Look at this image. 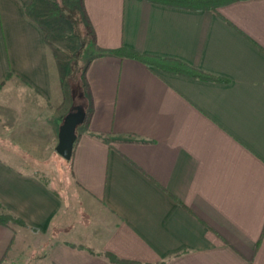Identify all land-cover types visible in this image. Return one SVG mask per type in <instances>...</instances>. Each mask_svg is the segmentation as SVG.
<instances>
[{
  "label": "crops",
  "instance_id": "crops-1",
  "mask_svg": "<svg viewBox=\"0 0 264 264\" xmlns=\"http://www.w3.org/2000/svg\"><path fill=\"white\" fill-rule=\"evenodd\" d=\"M51 1L0 0V138L13 145L0 144V213L26 223L0 224V264L19 233L47 240L41 264H264V0L218 11L84 0L95 55L77 100L49 50L62 19ZM76 105L79 216L29 161L58 154Z\"/></svg>",
  "mask_w": 264,
  "mask_h": 264
},
{
  "label": "rangeland",
  "instance_id": "rangeland-1",
  "mask_svg": "<svg viewBox=\"0 0 264 264\" xmlns=\"http://www.w3.org/2000/svg\"><path fill=\"white\" fill-rule=\"evenodd\" d=\"M51 3L50 10L54 5L58 7L60 11L57 17L62 19L55 20L54 23L57 24L51 27L49 50L51 56L58 59L54 62V66L62 69L70 95L74 93L77 100V92L85 90L87 94L85 73L89 61L95 55V38L89 28L81 0H52ZM5 140L9 139L0 138L2 146H13L8 145V141ZM29 161L38 166L42 178L52 183L68 201V208L79 216V199L76 197L77 192L73 185L70 160L54 153L47 160ZM29 161L23 159V162L29 163ZM34 235L19 233L6 264L42 263L47 240L42 235H37V237Z\"/></svg>",
  "mask_w": 264,
  "mask_h": 264
},
{
  "label": "trees",
  "instance_id": "trees-1",
  "mask_svg": "<svg viewBox=\"0 0 264 264\" xmlns=\"http://www.w3.org/2000/svg\"><path fill=\"white\" fill-rule=\"evenodd\" d=\"M81 1L84 4V0ZM147 1L165 6L177 7V8L218 11L220 7L240 0H147ZM59 11H60L59 8L54 5V7H51L48 16L50 18L57 17V14L59 16ZM27 12L29 13L30 9L27 8ZM36 20L37 22H39V24L43 25L41 20L38 19ZM89 28L91 30V33L95 37V31L93 30V27L90 22H89ZM115 53L118 55L134 58L146 64L147 66H153L167 72L178 73L188 77L217 80L216 77L208 73H205L200 69L193 67L178 59L144 54L127 47H121L120 49L116 50ZM0 224L8 225V226L11 224L24 225V226L26 225V223L21 218L15 217L9 213H0ZM124 263L129 264V262H124Z\"/></svg>",
  "mask_w": 264,
  "mask_h": 264
},
{
  "label": "water",
  "instance_id": "water-1",
  "mask_svg": "<svg viewBox=\"0 0 264 264\" xmlns=\"http://www.w3.org/2000/svg\"><path fill=\"white\" fill-rule=\"evenodd\" d=\"M86 110L81 105L74 106L65 116L59 131V143L56 151L63 158L70 160L73 155L74 146L78 138L77 128L85 123Z\"/></svg>",
  "mask_w": 264,
  "mask_h": 264
}]
</instances>
